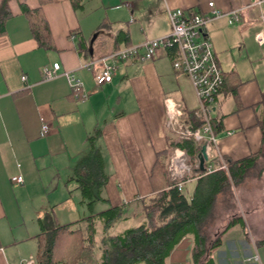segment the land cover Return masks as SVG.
<instances>
[{
    "label": "crops",
    "instance_id": "0c3cea01",
    "mask_svg": "<svg viewBox=\"0 0 264 264\" xmlns=\"http://www.w3.org/2000/svg\"><path fill=\"white\" fill-rule=\"evenodd\" d=\"M209 1L222 11L240 9L238 21L228 23L221 16L206 25L224 71L213 112L220 124L217 150L232 161L256 158L241 182L233 188L230 182L215 196L201 225L200 254L193 257L195 240L187 233L164 264H264V151L258 153L264 42L255 39L257 32L264 34V0L252 5L255 0H83L77 10L70 0H7L11 16L0 33V264H25L30 257L29 264H36L42 228L87 215L72 169L95 129L93 146L108 176L101 191L108 202L95 203L96 210L120 205L123 218L139 215L142 207L132 206L171 182L174 149L164 162L166 174L153 173L158 154L173 136L165 123L164 99L180 103L182 112L198 104L189 78L172 67L173 52L158 48L150 59L122 60L111 81L102 84L95 81L99 63L81 64L168 34L167 8L208 13ZM22 4L37 8L46 21L49 48L34 38ZM53 62L73 71L82 87L71 89L63 75L42 80L41 68ZM17 174L22 182L12 180ZM250 175L252 189L245 184ZM197 178L184 181L181 192L188 202ZM64 255L58 245L56 264H63ZM96 257L94 249L84 250L74 264H93Z\"/></svg>",
    "mask_w": 264,
    "mask_h": 264
},
{
    "label": "trees",
    "instance_id": "16d2710c",
    "mask_svg": "<svg viewBox=\"0 0 264 264\" xmlns=\"http://www.w3.org/2000/svg\"><path fill=\"white\" fill-rule=\"evenodd\" d=\"M70 2L75 10L83 7V0H70ZM21 10L28 17L32 34L38 44L49 48L48 26L38 9H31L22 4ZM10 16L7 0H2L0 33L4 31L5 21ZM260 103L263 110L258 118L262 132V148L259 154L264 151V90ZM183 112L192 126H199L202 123L195 115V110ZM212 127L215 134L220 130V124L215 122V119ZM97 131L95 129L87 137L89 147L72 169V177L80 194L79 203L88 210V213L68 224H55L48 230L42 228L38 234L36 264H56L58 261L55 258V251L58 245L65 253L59 261L63 264H74L80 259L84 250L91 249L97 251L93 264H164L170 250L187 233H192L194 236L193 257H196L202 251L201 225L213 205L215 196L226 189L230 182L234 184L241 182L256 158L250 156L237 161L225 158L227 170L216 169L206 173L205 168L200 170L198 163L196 164L201 144L192 139L177 140L170 130L173 136L168 138V148L158 154L153 167L154 177L156 171L161 172L162 175L166 174L164 162L172 149L183 150L188 156L193 176H198L191 200L189 202L186 200L182 190L176 185L177 181H171L165 188L140 202L143 214L140 223L128 227L119 234H107L112 224L123 217V212L120 205L108 204L106 208L99 210L94 207L97 202H108L101 196L108 176L104 171L102 155L92 142ZM204 167H206L205 163ZM148 200H150L149 204ZM98 227L100 236L96 237Z\"/></svg>",
    "mask_w": 264,
    "mask_h": 264
},
{
    "label": "built area",
    "instance_id": "2783aa9c",
    "mask_svg": "<svg viewBox=\"0 0 264 264\" xmlns=\"http://www.w3.org/2000/svg\"><path fill=\"white\" fill-rule=\"evenodd\" d=\"M258 3L255 0L252 4ZM209 12L203 13L192 9L182 10L180 8H167L166 12L170 21L168 34L143 41L140 45H129L111 51L95 60L81 64L82 67L90 68L93 64L99 63L100 68L95 75L97 84L109 82L112 79L117 64L125 59L138 58L140 60L150 59L158 48L169 49L173 52L172 67L181 74L187 76L193 86L197 97L195 115L202 123L199 126H192L183 115L180 103L171 98L164 99L166 126L178 139H192L196 143H205L206 169L210 172L216 169L227 170L226 162L217 150V135L215 134L212 122L213 112L217 105V96L224 82V71L220 67L215 55L213 44L206 33L208 22L225 16L228 23L238 21L240 9L222 11L214 6V2H208ZM258 43L264 42V34L259 31L255 34ZM63 75L71 89L77 91L82 83L71 70H61L58 62L45 65L41 68L42 80L54 79ZM23 81L25 75H21ZM42 132H48V126L42 125ZM176 149V148H175ZM175 152H182L176 149ZM181 155L171 156L172 174L183 171V158ZM185 155V154H184ZM180 159H179V158ZM217 161V163H216ZM13 181L22 182V176L17 174L12 177ZM184 181H177L178 189H182ZM30 257L28 262H31Z\"/></svg>",
    "mask_w": 264,
    "mask_h": 264
},
{
    "label": "rangeland",
    "instance_id": "374dc122",
    "mask_svg": "<svg viewBox=\"0 0 264 264\" xmlns=\"http://www.w3.org/2000/svg\"><path fill=\"white\" fill-rule=\"evenodd\" d=\"M185 116V115H184ZM177 150H178V148H176ZM176 149H174L173 150V152H172V156H175V153H176V156H179V155H181L180 154V152H175V150ZM181 150V149H180ZM182 152H184L183 150H181ZM185 153H183L182 155H181V158H183V171L182 172H176V174H172V172H171V181H185L186 179H188L189 177H191L193 174H192V172H191V170H190V163H189V160H188V156L185 154ZM170 156V155H169ZM179 158V157H178ZM180 159V158H179ZM171 159L169 160V165H170V167H171ZM198 162H196V164H197ZM261 163H264V162H261ZM205 168V167H204ZM204 172H206V173H208L209 171L205 168V171ZM253 172V171H252ZM262 173L264 172V168H263V170L261 171ZM249 173V172H248ZM250 178L249 179H247V181L245 182V184H249V182H250V186H249V189L251 188L252 189V184H253V182H254V180H253V177L250 175L249 176ZM185 183V182H184ZM244 185V184H243ZM246 185V186H247ZM231 187L233 188L234 187V185H233V183H231ZM262 187H264V186H262ZM254 188V187H253ZM184 189H185V184H183V187H182V191H184ZM156 193V192H155ZM222 200V199H221ZM222 202V201H221ZM150 203V200H148V204ZM223 204V203H222ZM142 205V203L141 204H135V205H133L132 206V208H134V207H137V206H140V207H142L141 206ZM98 209V208H97ZM136 210H137V208H136ZM143 218V214L142 213H140L139 215H129L127 218H120V219H118L117 221H115L113 224H112V226L108 229V232H107V234H119V233H121V232H123L125 229H127L128 227H131V226H133V225H137L138 223H140L141 222V219ZM98 230H100V228L98 227ZM98 235H99V233H98ZM95 250V249H94ZM28 261H29V259H28ZM26 262L25 264H29V263H31V262Z\"/></svg>",
    "mask_w": 264,
    "mask_h": 264
},
{
    "label": "water",
    "instance_id": "95a60500",
    "mask_svg": "<svg viewBox=\"0 0 264 264\" xmlns=\"http://www.w3.org/2000/svg\"><path fill=\"white\" fill-rule=\"evenodd\" d=\"M198 167L200 170L204 169V163L206 160L205 143L201 144L200 150L197 154Z\"/></svg>",
    "mask_w": 264,
    "mask_h": 264
}]
</instances>
